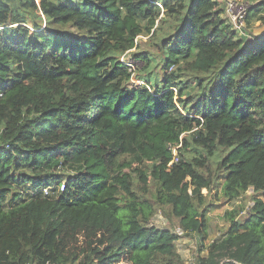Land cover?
Segmentation results:
<instances>
[{
    "label": "trees",
    "instance_id": "obj_1",
    "mask_svg": "<svg viewBox=\"0 0 264 264\" xmlns=\"http://www.w3.org/2000/svg\"><path fill=\"white\" fill-rule=\"evenodd\" d=\"M224 7L0 0V264H184L157 213L193 264H264V31L238 36ZM219 186L261 197L205 245Z\"/></svg>",
    "mask_w": 264,
    "mask_h": 264
},
{
    "label": "rangeland",
    "instance_id": "obj_2",
    "mask_svg": "<svg viewBox=\"0 0 264 264\" xmlns=\"http://www.w3.org/2000/svg\"><path fill=\"white\" fill-rule=\"evenodd\" d=\"M219 4L225 6L226 0H216ZM264 17V13L262 15ZM246 26V25H245ZM248 26V29H244V35L243 38H245L247 41H251V37L253 34H259L261 31H264V24L256 21L253 19ZM240 36V35H238ZM242 37V36H240ZM142 40H147V37L140 36ZM128 56L125 55L126 60ZM142 65L136 64L135 68H140ZM134 68V69H135ZM131 82L135 85H140L141 83L137 81L135 78V74L131 76ZM172 152H174V148L172 149ZM175 155V153H174ZM220 188H218V194L216 195L215 191H212L210 195H208L207 202H212V208L207 213L208 217V238L205 242V245H208L213 240L217 239L221 236L222 233H224L227 229V221L224 218V214L226 212H230L231 210H239V208H242L239 212L240 219L243 217H246L248 210L253 206V198H260L261 195L254 194L251 190L247 191L239 200L234 202H229L223 199V197L220 194ZM203 195L206 194V190H202ZM239 220V219H238ZM172 223V224H171ZM151 226H154L159 229H169L171 231H174L176 228H178L175 221H168V219L165 218L161 213H157L152 220L150 221ZM176 249L177 253L181 256L182 260L184 261V264H190L195 263L197 255H199L198 249L199 246L197 244V241L194 238H191L189 236L183 235V237L176 239ZM201 255H206V251H204Z\"/></svg>",
    "mask_w": 264,
    "mask_h": 264
},
{
    "label": "built area",
    "instance_id": "obj_3",
    "mask_svg": "<svg viewBox=\"0 0 264 264\" xmlns=\"http://www.w3.org/2000/svg\"><path fill=\"white\" fill-rule=\"evenodd\" d=\"M248 9H249L248 3L243 2L241 0H226L225 1L224 18H225L227 24L230 26V28L242 37L244 35V31H245L244 29H246L245 28V17H246ZM120 61L124 65L128 66L132 71L134 70V66L132 65V62L129 60H126L125 55H123L120 58ZM61 189H62V187L60 188V190ZM45 194H46V192H45ZM172 234L177 239H179V238L183 237V235H185L184 231L179 227L176 228L174 231H172ZM175 244H176V242H175ZM190 264H193V263L191 262Z\"/></svg>",
    "mask_w": 264,
    "mask_h": 264
}]
</instances>
